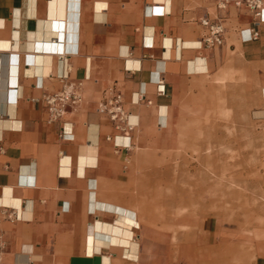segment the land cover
<instances>
[{
    "label": "crops",
    "instance_id": "1",
    "mask_svg": "<svg viewBox=\"0 0 264 264\" xmlns=\"http://www.w3.org/2000/svg\"><path fill=\"white\" fill-rule=\"evenodd\" d=\"M205 16L223 17L222 46L202 43ZM252 21L214 0H0L2 264H143L139 230L106 229L134 217L127 159L173 127L189 84L246 72L264 99V22L251 39ZM68 80L82 83L81 101L52 122L42 97ZM116 93L138 123L129 135L99 110ZM89 229L117 249L89 243Z\"/></svg>",
    "mask_w": 264,
    "mask_h": 264
},
{
    "label": "rangeland",
    "instance_id": "2",
    "mask_svg": "<svg viewBox=\"0 0 264 264\" xmlns=\"http://www.w3.org/2000/svg\"><path fill=\"white\" fill-rule=\"evenodd\" d=\"M189 85L182 89L173 127L139 145L126 162L127 190L137 197L128 200L127 209L141 223L134 232L139 230L143 264H264V222L261 225L259 214L248 209L256 204L264 208V113H258L264 109L261 80L246 72L234 77L233 71L225 70L216 79ZM208 146L215 155L209 160L217 168L228 162L233 171L249 174L254 181L248 189L250 204H244L245 197L222 202L213 186L209 193L195 192L209 162ZM199 152L201 162L194 156ZM239 201L244 205L231 207Z\"/></svg>",
    "mask_w": 264,
    "mask_h": 264
},
{
    "label": "built area",
    "instance_id": "3",
    "mask_svg": "<svg viewBox=\"0 0 264 264\" xmlns=\"http://www.w3.org/2000/svg\"><path fill=\"white\" fill-rule=\"evenodd\" d=\"M219 9L225 10L228 5L232 4L237 8L245 7L253 18L252 26L248 29L249 38L257 39L260 35L258 26L264 22V2L263 0H214ZM201 24L205 27L206 33L202 38V43L210 48L220 47L225 43L226 26L223 23V17L214 19L205 16L201 18ZM66 79L64 73L59 75ZM81 82L68 80L61 90L44 94V101L49 120L59 121L66 113L67 107L76 105L81 101ZM99 110L106 114L112 124L122 130L124 135H129L138 123L131 121V115L125 111L122 104V96L120 93L112 95L100 104ZM71 132L63 131V137H67ZM110 139V137H109ZM120 146V145H117ZM5 241L0 234V264L3 263L5 257Z\"/></svg>",
    "mask_w": 264,
    "mask_h": 264
},
{
    "label": "bare ground",
    "instance_id": "4",
    "mask_svg": "<svg viewBox=\"0 0 264 264\" xmlns=\"http://www.w3.org/2000/svg\"><path fill=\"white\" fill-rule=\"evenodd\" d=\"M199 45H200V42H199ZM56 48V47H55ZM54 47H53V49H55ZM129 68H135V67H137V66H135L134 65V61H133V64L131 63V65H130V63L128 62V65H127ZM258 113H264V109L263 110H260V111H258ZM131 118V117H130ZM132 121V120H131ZM133 122V121H132ZM136 123V122H135ZM116 141H118V142H120V141H122V138H120V137H118L117 139H116ZM211 141V140H210ZM210 146V145H209ZM208 146V148H206L207 150H208V152H209V154H207V159H208V163L206 164V172L204 173H202V180H201V182H199L198 184H197V189H196V191L195 192H200V193H202L203 192V189H204V191H207L208 193H209V188L210 187H216L214 190H213V192L214 191H218V196H217V199L218 200H222V202H223V199H225V200H231V199H236V198H239V197H245V200H244V204L245 203H249V199H250V193H249V195H248V189H249V187L251 186V185H253V183L252 182H254L251 178H250V176H249V174H244V173H240V172H238V171H233L232 170V168H231V166H229L230 164L228 163V162H224L223 163V165H222V168H221V170L219 169V168H217L212 162H210V160L209 159H215V155L211 152V150L213 149L212 148V146L211 147H209ZM196 148V147H195ZM197 150H198V148H196ZM196 149H195V151H196ZM205 149V148H204ZM202 150V149H201ZM198 151H200V150H198ZM197 152V151H196ZM211 152V153H210ZM196 154V153H195ZM194 156H197V158H198V162L200 161H202L201 159H202V155L200 154V152L197 154V155H194ZM220 155H218V157H219ZM217 158V157H216ZM221 161V160H220ZM219 161V162H220ZM218 162V161H217ZM217 165H218V163H217ZM232 165V164H231ZM219 166V165H218ZM247 173H248V171H247ZM209 176H211V178L213 179L212 181H210L209 180ZM257 182H258V180H256ZM256 182V183H257ZM158 188V187H157ZM136 189V188H135ZM137 190V189H136ZM149 190V189H148ZM158 190V189H157ZM156 190V191H157ZM128 191V190H127ZM157 193V192H156ZM131 194V193H130ZM147 194V193H146ZM213 194V193H212ZM215 194V193H214ZM127 195V194H126ZM210 195V194H209ZM129 196V195H128ZM159 196V195H158ZM252 196V195H251ZM160 197V196H159ZM210 197V196H209ZM214 199V198H213ZM255 201H256V198H253ZM205 201V200H204ZM214 201H216V200H208L207 201V203H209V204H211V203H213ZM229 202H232V201H229ZM241 201H239V202H237V203H231V207L232 208H234V207H237L238 205V203H240ZM141 203V202H140ZM139 203V204H140ZM214 203H216V202H214ZM226 203H227V201H226ZM228 204H230V203H228ZM244 204H242V203H240V205H244ZM250 204V203H249ZM254 204H256V202H254ZM259 204V203H258ZM127 205V204H126ZM131 205V204H130ZM144 205H145V203H144ZM203 205H204V203H203ZM213 205V204H212ZM220 205H222L221 203H220ZM227 205V204H226ZM237 205V206H236ZM210 205H208V207H209ZM218 206V205H217ZM228 206V205H227ZM203 207V206H202ZM208 207H206V208H208ZM222 207H223V205H222ZM229 208H230V206H228ZM238 207H241V206H238ZM146 208V207H145ZM224 208V207H223ZM200 209V208H199ZM248 209H250V210H252L253 212H254V214L255 213H257V214H259L258 215V219H259V221H261V225H262V223L264 222V208H261L260 206H257V204L256 205H253L251 208H248ZM201 210V209H200ZM231 210V209H230ZM233 210V209H232ZM249 210V211H250ZM209 211V210H208ZM220 211V210H219ZM233 211H235V210H233ZM232 211V212H233ZM195 212H197V211H195ZM212 212V211H211ZM178 213H180V210H178ZM204 214V213H203ZM218 214V213H217ZM224 214V213H223ZM206 215H207V213H206ZM210 215H211V213H210ZM220 214H218V216H219ZM230 215H233V213L232 214H230ZM242 215V214H241ZM204 216H205V214H204ZM221 216V215H220ZM233 218V217H232ZM201 220H203V219H201ZM250 222V221H249ZM204 223V222H203ZM254 225V224H253ZM260 225V226H261ZM207 226V225H206ZM239 226H240V224H239ZM98 227V226H97ZM139 227H141V223H140V221L137 219V218H134V217H130V216H126V215H120V216H117V218H116V222L115 223H110L108 226H107V231H110L111 232V235L112 236H114L115 234H113V231L114 230H116V228H120L121 229V232H120V235L121 236H124V235H130L131 233H132V231L134 230V228H139ZM198 228V227H197ZM259 228V227H258ZM209 230V229H208ZM88 234H87V239H88V241H89V243H93V245H94V241L96 240V242H98V241H101V242H104L105 244H106V248H108V249H113V248H116L117 249V246L115 247L114 246V244H111V241H110V239H102V238H98V237H96V235H95V232L93 231V229H89L88 230V232H87ZM208 238H209V236L208 235H204L203 236V239H205V240H208ZM223 241V240H222ZM192 242V241H191ZM99 243V242H98ZM97 243V244H98ZM96 244V245H97ZM195 245V244H194ZM214 246V245H213ZM216 246V245H215ZM227 246V245H226ZM218 247V246H217ZM220 248H222L221 246H219ZM229 246H227V248H228ZM92 248H93V246H92ZM216 248V247H215ZM215 248H213L214 250H215ZM121 249V248H120ZM235 249V248H234ZM204 250H205V248H204ZM227 250V249H226ZM230 250V249H229ZM211 251H213V250H211ZM222 251H224V250H222ZM231 251V250H230ZM6 252V251H5ZM122 252H123V255L122 256H124V255H130L129 254V250L126 248V247H122ZM201 252V251H200ZM229 252V251H228ZM87 253V252H86ZM88 253H89V251H88ZM92 253V252H91ZM231 253V252H230ZM232 253H234V252H232ZM216 254H218V253H216ZM220 255V254H219ZM223 256L225 255V253L224 254H222ZM213 257V256H212ZM214 257H216V256H214ZM218 257H220V256H218ZM222 257V256H221ZM198 258H199V254H198ZM224 258V257H223ZM223 258H221V259H223ZM190 259H192V258H190ZM220 260V259H219ZM221 261V260H220ZM193 262V261H192ZM212 264H214V263H212Z\"/></svg>",
    "mask_w": 264,
    "mask_h": 264
}]
</instances>
